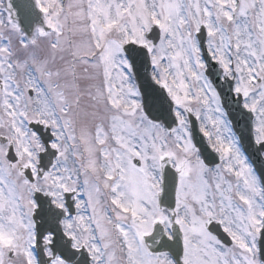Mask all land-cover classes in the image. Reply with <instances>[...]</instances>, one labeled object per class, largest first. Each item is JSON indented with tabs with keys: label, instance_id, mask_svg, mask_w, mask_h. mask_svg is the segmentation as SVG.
Segmentation results:
<instances>
[{
	"label": "snow or ice",
	"instance_id": "6c2138e0",
	"mask_svg": "<svg viewBox=\"0 0 264 264\" xmlns=\"http://www.w3.org/2000/svg\"><path fill=\"white\" fill-rule=\"evenodd\" d=\"M12 7L0 264H264V0Z\"/></svg>",
	"mask_w": 264,
	"mask_h": 264
},
{
	"label": "water",
	"instance_id": "95a60500",
	"mask_svg": "<svg viewBox=\"0 0 264 264\" xmlns=\"http://www.w3.org/2000/svg\"><path fill=\"white\" fill-rule=\"evenodd\" d=\"M5 7L7 8L8 4H12V12L14 13V19H18L22 26H27L29 21L27 17V10L25 5L28 3V0H4ZM258 173L261 170H264V165L259 162L256 163Z\"/></svg>",
	"mask_w": 264,
	"mask_h": 264
},
{
	"label": "rangeland",
	"instance_id": "374dc122",
	"mask_svg": "<svg viewBox=\"0 0 264 264\" xmlns=\"http://www.w3.org/2000/svg\"><path fill=\"white\" fill-rule=\"evenodd\" d=\"M64 2H65V4H67L70 2V0H64ZM2 9H3L2 0H0V17H3V18L5 17V19H6L7 14L3 13ZM70 26H71V24H70Z\"/></svg>",
	"mask_w": 264,
	"mask_h": 264
}]
</instances>
